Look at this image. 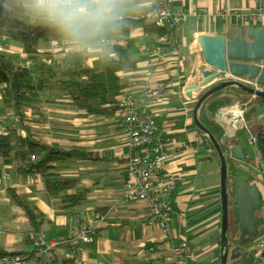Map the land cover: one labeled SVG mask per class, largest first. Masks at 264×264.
Returning a JSON list of instances; mask_svg holds the SVG:
<instances>
[{"label": "crops", "instance_id": "0c3cea01", "mask_svg": "<svg viewBox=\"0 0 264 264\" xmlns=\"http://www.w3.org/2000/svg\"><path fill=\"white\" fill-rule=\"evenodd\" d=\"M153 2L124 0L122 7L134 21L129 32L116 31L110 41L93 42L84 62L92 66L99 59L117 58L113 43H125L127 35L138 38L128 52L133 67L117 74L127 82L124 91L140 92L150 85L160 88L150 110L158 124L156 135L161 149L166 153L164 176L176 182L171 195L174 210L168 221L169 232L164 233L158 223L147 221L145 201L123 198L126 183L132 179L127 168L132 149L118 111L87 115L74 108L70 97L54 94L43 104L45 118L33 125V133L49 145L87 152L88 158L53 162L63 166V175L79 177V190L88 189L86 199L65 209L55 207L43 196L44 182L40 174L19 173L8 157L0 156V250L4 254L27 250L33 255L34 244L39 240L61 241L71 237L74 215L83 218L100 209L102 216L90 222L92 237L80 253L82 264H170V237L175 243L187 240L190 244L186 264H219L220 161L202 144V135L194 123L193 109L203 91H190L189 87L197 84L199 71L206 67L190 50V45L201 33L232 37L238 27L264 26V19L256 24L241 16L253 13L257 0H172V9L188 15L173 28L171 37L159 36L156 32L150 35L138 19ZM193 10L200 11L201 16L190 15ZM54 42H40L38 50L50 54L55 63L68 59L80 45L70 43L69 47L55 49ZM159 47L162 53H157ZM5 51L24 55L22 46L10 39L5 43ZM252 98L236 101L247 106ZM8 114L0 93V120L11 123L12 119L6 118ZM258 117L261 121L264 113ZM245 125L226 129L230 138L225 144H240L246 156L243 163L249 164L254 156L260 168L257 149L248 144L254 122L245 120ZM21 127L17 122L18 133L24 135ZM241 129L245 134H241ZM8 189L26 195L40 211L44 220L36 231L31 230L24 211L11 200ZM150 245L152 251L147 249ZM67 250L68 246L61 241L52 251L30 257L26 264H60Z\"/></svg>", "mask_w": 264, "mask_h": 264}, {"label": "trees", "instance_id": "16d2710c", "mask_svg": "<svg viewBox=\"0 0 264 264\" xmlns=\"http://www.w3.org/2000/svg\"><path fill=\"white\" fill-rule=\"evenodd\" d=\"M138 20L142 22L150 35L156 32L159 36L171 37L173 33V29H168L167 26V28L157 26L154 22L146 21L144 18ZM133 23L132 17L128 16L127 11L122 7L120 27L89 43L98 39H109L116 31L127 34ZM3 37L6 38V41L10 39L18 42L23 48L24 55L19 56L5 50L0 51V93L4 109L9 113L6 118L12 119L11 123L5 120L6 132L0 133V156L8 157L13 163L14 170L19 173L40 174L44 182L43 196L47 203L64 209L79 205L86 199L88 189L79 190V177L63 175V166L55 165L53 162L83 159L88 158L89 155L86 151L75 147L63 148L44 143L34 136L33 125L45 118L43 104L49 102L50 97L54 94L70 97L74 108L87 115H104L116 111L117 97L127 86L126 80L117 73L133 67L128 52L138 38L127 35L124 39L125 43H113L117 58L99 59L92 66L84 62L79 51L72 52L68 59L55 63L50 54L39 52L38 45L40 42L52 40L55 41V45L59 42L62 43L65 38L32 12L28 0H0V39ZM159 45L163 44L159 43ZM164 45L170 46L167 43ZM249 97H251L250 94L238 87L229 86L208 96L198 110L200 122L214 135L224 152L228 151L225 144L228 139L226 126L216 119V115L220 108L228 106L236 100H248ZM263 108L264 99L253 97L244 112L246 122H254L250 136H257V152L262 159H264V128L262 120L259 121L256 118L259 119L258 116ZM17 122L21 123L24 135L18 133ZM198 131L202 135V144L207 146L219 161L218 154L209 137L199 129ZM226 161L229 186L232 188V176L236 174L234 163H237V160L227 154ZM259 187L262 190L260 184ZM8 194L11 200L24 211L31 230L36 231L38 225L43 223L44 218L34 203L26 195L18 193L14 189H8ZM230 194L233 195L232 190ZM99 210L97 209L87 217L92 220L101 217L102 214L98 212ZM255 214L259 219L258 227L259 233H261L264 231V213L258 210ZM73 217L72 227L76 218L80 216L74 215ZM91 221L86 219L92 237ZM234 221L232 224L229 221L227 231V237L232 245L239 241V229L235 219ZM65 244L68 246V252L69 244ZM35 251L36 242L33 255L27 250H16L11 254H4L5 251L1 249L0 258L10 255L26 256L27 262L30 257L36 255ZM60 264L74 263L65 255Z\"/></svg>", "mask_w": 264, "mask_h": 264}, {"label": "built area", "instance_id": "2783aa9c", "mask_svg": "<svg viewBox=\"0 0 264 264\" xmlns=\"http://www.w3.org/2000/svg\"><path fill=\"white\" fill-rule=\"evenodd\" d=\"M258 4L251 14L241 15L244 20L260 23L264 19V0H257ZM172 0H154L142 18L146 21L154 22L157 26L170 29L176 28L177 23L184 20L188 13L177 12L172 9ZM226 12V11H225ZM220 14L224 15L223 12ZM190 15L199 18L200 11L193 10ZM156 37L157 34H154ZM6 38L0 39V51L5 50ZM63 41V40H62ZM106 41H110L106 39ZM100 41H98L99 43ZM113 42V41H111ZM93 43L80 44L78 51L82 54L83 59L87 56ZM69 47V42L56 43L55 49ZM162 47L157 49V53H162ZM238 79L246 85L254 88H260L255 80H250L246 76L237 78L230 73L224 76V79ZM160 91L158 85H150L143 88L140 92L123 91L117 97V111L121 118L124 129L128 133V143L132 153L128 156L127 168L131 173L132 179L124 188L123 198L126 201L143 200L146 202V218L149 222H156L164 233L169 232L168 221L174 210L171 195L175 188V180L164 176V166L166 153L161 149V141L156 135L158 124L150 107ZM246 103L236 101L233 104L222 107L219 110L220 120L229 129L231 126L245 127L244 112ZM5 121L0 120V133L6 132ZM262 127L264 128V117L262 118ZM250 147L257 149V136L252 135L248 138ZM260 168L262 170L261 178L264 180V159L260 158ZM86 218L77 217L72 227L73 235L69 239L61 240L69 244V251L66 257L73 261L74 264H82L81 251L83 245L90 241L91 229L86 223ZM97 218V217H96ZM259 238L252 242L254 250L253 264H264V231L259 233ZM171 245V263L186 264V256L190 252V244L187 240L174 242L168 238ZM61 241L36 242L35 254L39 255L44 252L53 250ZM149 251L153 246H147ZM31 256V255H29ZM26 256H14L0 258V264H26Z\"/></svg>", "mask_w": 264, "mask_h": 264}, {"label": "water", "instance_id": "95a60500", "mask_svg": "<svg viewBox=\"0 0 264 264\" xmlns=\"http://www.w3.org/2000/svg\"><path fill=\"white\" fill-rule=\"evenodd\" d=\"M190 50L198 55L206 68L199 71L200 79L189 90L203 91L194 106V123L212 142L220 161L221 198V255L219 264H253L252 241L259 235V219L256 216L263 206V194L255 179L238 174L232 176L233 204L230 201V186L226 155L243 163L245 154L240 144L227 145L224 152L214 135L199 120L198 110L211 94L229 86H236L252 97L264 99V26L238 27L234 36L201 33L190 45ZM230 73L234 77L255 80L260 88L246 85L238 79H224ZM204 88H207L206 90ZM220 120V113L216 115ZM228 134H226L227 136ZM230 138V136H227ZM233 214L239 229V241L232 245L227 237L229 213Z\"/></svg>", "mask_w": 264, "mask_h": 264}, {"label": "clouds", "instance_id": "9594fccd", "mask_svg": "<svg viewBox=\"0 0 264 264\" xmlns=\"http://www.w3.org/2000/svg\"><path fill=\"white\" fill-rule=\"evenodd\" d=\"M28 3L32 12L67 42L79 45L118 29L124 0H28Z\"/></svg>", "mask_w": 264, "mask_h": 264}, {"label": "rangeland", "instance_id": "374dc122", "mask_svg": "<svg viewBox=\"0 0 264 264\" xmlns=\"http://www.w3.org/2000/svg\"><path fill=\"white\" fill-rule=\"evenodd\" d=\"M64 47H65V45H64ZM77 51H75V52H77ZM261 113H264V111L262 112V110H261ZM260 118H261V115H260ZM240 132H241V134H245L243 129H241ZM234 170H235L236 174H238V175H240L242 177L254 178L257 181V183H259L261 185V187H262V194H263V199H264V180L261 178L262 170H261V168L258 167V164L256 162V157H254V156L251 157L250 161H249V164L242 163V162L234 163ZM229 188H230V192H231V187H229ZM229 197H230V200L232 201L233 200V195L230 194ZM259 212L264 213V202H263L262 208L259 209ZM229 221H230L231 224L233 222H235L233 214H232L231 211L229 213ZM258 238H259V236L255 237L253 239V241L255 240V242H256L258 240Z\"/></svg>", "mask_w": 264, "mask_h": 264}, {"label": "flooded vegetation", "instance_id": "af4514ba", "mask_svg": "<svg viewBox=\"0 0 264 264\" xmlns=\"http://www.w3.org/2000/svg\"><path fill=\"white\" fill-rule=\"evenodd\" d=\"M231 201V200H230ZM233 200L231 201V204H232Z\"/></svg>", "mask_w": 264, "mask_h": 264}]
</instances>
